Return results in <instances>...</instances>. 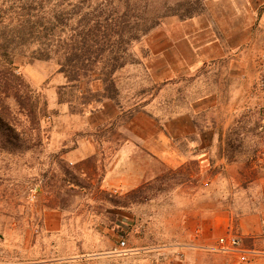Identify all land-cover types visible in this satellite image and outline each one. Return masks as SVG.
Instances as JSON below:
<instances>
[{
    "label": "rangeland",
    "instance_id": "374dc122",
    "mask_svg": "<svg viewBox=\"0 0 264 264\" xmlns=\"http://www.w3.org/2000/svg\"><path fill=\"white\" fill-rule=\"evenodd\" d=\"M0 10L16 71L43 109L38 146L23 139L30 124L20 111H10L18 138L0 128V264H141L134 250L185 236L179 188L205 179L194 162L167 167L147 149L168 140L190 155L203 148L186 145L203 140L213 159L242 169L264 152V0H0ZM149 20L158 22L147 33L132 30ZM65 51L68 69L83 68L72 83L60 72ZM115 56L124 65L101 76ZM89 122L97 154L71 164L65 154L87 140ZM113 171L121 182L105 180Z\"/></svg>",
    "mask_w": 264,
    "mask_h": 264
},
{
    "label": "crops",
    "instance_id": "0c3cea01",
    "mask_svg": "<svg viewBox=\"0 0 264 264\" xmlns=\"http://www.w3.org/2000/svg\"><path fill=\"white\" fill-rule=\"evenodd\" d=\"M86 127L90 135L97 125L89 122ZM157 144L161 150L147 149L154 160L176 168L189 161L194 162L198 173L205 179L198 185L189 186L184 183L179 188L178 195L180 193L183 200L179 223L188 232L177 239V246L174 244L134 250L131 255L141 264H239L237 254L212 251L219 237L232 234L239 238L242 250L250 253L247 264H264V176H257L251 182L244 183L241 162L237 164L233 158L228 162L229 158L225 159L223 155L213 159L205 150L211 145L203 140L197 147L186 145L193 149L202 147L203 150L189 151L190 155L184 156L177 149L176 143L163 140ZM96 154L97 143L90 135L81 147L67 151L65 158L72 164ZM211 162L213 165L219 164L221 170L211 171ZM110 179L121 182L120 171L107 174L105 180ZM53 216L49 214V218ZM127 224V218L121 217L120 225ZM162 240L161 244L170 243V239Z\"/></svg>",
    "mask_w": 264,
    "mask_h": 264
},
{
    "label": "trees",
    "instance_id": "16d2710c",
    "mask_svg": "<svg viewBox=\"0 0 264 264\" xmlns=\"http://www.w3.org/2000/svg\"><path fill=\"white\" fill-rule=\"evenodd\" d=\"M190 16L191 15H189L188 17H190ZM157 22L158 21H153V20H149V22L145 21L143 25H138L132 30L136 31V32L140 30L144 34V33H147L151 28H153V26H155L157 24ZM3 23H4V19L1 15V10H0V128L5 129L6 133L8 134V136L6 137V140L8 142H11L10 137H12L13 139L18 138L17 135H15L13 133V131L10 127L11 123H12V119L10 118V115H11L10 111H20V113H22L26 116V118L29 120V124H30L26 130L21 132L22 135L24 134L23 139L27 143L30 140L34 141L32 146H38L41 144L39 119L41 117L40 111H42L43 109H41L39 107L38 100H37L36 96L34 95V92L31 91L28 84L23 80L21 75L18 74L16 71V67H15V63H14V56H15L14 54L15 53L13 51L9 50V48H8L7 44L10 42V40L8 39L7 33L4 32V30H3L4 27L2 28ZM112 27H113V25H108L107 26V32H111ZM120 29H126V27H122V28L120 27ZM127 32L129 33L130 31H127ZM122 34H124V33H122ZM129 34H131V33H129ZM81 40L82 41L80 42V46L78 49L79 52L76 53L79 61H81V59L84 57V55H86L87 51H89L86 47V43L90 39L88 37H86V38L83 37V38H81ZM104 40H106L105 41V43H106L107 42L106 36L103 38L102 43L104 42ZM94 42H95L94 45L95 46L97 45L95 47V49L91 48V47H93V45L89 46V49L92 50L93 54H95L97 51L102 49V46L99 45V41L95 40ZM34 53L35 52H33L32 54H34ZM67 54H68V52L65 51L62 55L63 63L60 64V67H61L60 72L65 74L67 81L69 83H72L74 81H78L81 78L80 71H82L83 68L80 67L78 69L79 73L77 71L73 72L70 69H68V64L66 62L70 56ZM124 55H122V56H124ZM37 58L44 60L47 57H41V55H40ZM121 58L122 57L115 56L113 59L110 60L112 62H115L112 64H110V62L107 61V63H106L107 67H105V69H107V70L101 76H105L106 78L110 77L114 73L115 70H117L118 68L123 66L124 65L123 62L118 63V61ZM105 81H107V79ZM262 84H263V90H264V66H263ZM10 96L16 100V104H17L16 110H13L8 103V98ZM257 113L259 116L258 121L263 122L264 121V107L259 108L257 110ZM250 114L254 115L255 113L251 112ZM250 132H253V130L249 129L246 131V133H250ZM238 147H240V146H237L235 149H237ZM258 153L264 157V152L260 153L258 150H254L252 152V155L245 162V167H246V169H249L250 172H251V170H253L251 168L252 163L256 165V162H257L256 155ZM259 160H261L263 162V165L262 164L256 165L255 168H257V170H258L257 171L258 175L257 174L254 175V172H253V174H251V173L246 174L243 171L242 177H243L244 183L251 182L257 176L258 177L264 176V159L260 158ZM230 161H231V157H229V159H228V162H230ZM211 165H213V162H211ZM245 167L243 170H246ZM138 194H140L139 189H137V190L131 192L129 195H127L125 197V199L123 200V202L125 203V202L129 201V199L134 200L135 198L140 197V195H138Z\"/></svg>",
    "mask_w": 264,
    "mask_h": 264
},
{
    "label": "built area",
    "instance_id": "2783aa9c",
    "mask_svg": "<svg viewBox=\"0 0 264 264\" xmlns=\"http://www.w3.org/2000/svg\"><path fill=\"white\" fill-rule=\"evenodd\" d=\"M36 196V188L31 190L29 194V201L33 202ZM241 243L238 237L232 234H227L219 237L212 251L215 253L222 254H237V261L239 264H247L249 262L250 253L248 251L242 250ZM117 246L120 249L126 248V241L122 237L117 238Z\"/></svg>",
    "mask_w": 264,
    "mask_h": 264
}]
</instances>
